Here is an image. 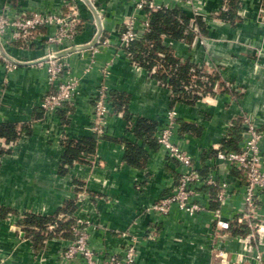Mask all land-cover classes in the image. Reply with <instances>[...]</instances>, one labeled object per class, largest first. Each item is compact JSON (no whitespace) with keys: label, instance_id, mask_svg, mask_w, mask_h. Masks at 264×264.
I'll return each mask as SVG.
<instances>
[{"label":"crops","instance_id":"1","mask_svg":"<svg viewBox=\"0 0 264 264\" xmlns=\"http://www.w3.org/2000/svg\"><path fill=\"white\" fill-rule=\"evenodd\" d=\"M229 1L204 0L205 31L191 41L163 37L176 57L219 76L211 92L187 102L175 99L171 88L119 48L125 21L134 14L142 16L135 0H92L97 14L83 0H0V13L7 10L11 15L32 10L66 13L74 4L81 19L78 34L63 44L47 42L53 26L40 29L28 47L11 42L8 36L3 41L5 52L25 63L14 70L0 64V122L15 123L20 131L15 139L0 138V252L5 256L0 264H57L58 250L66 239L52 237L36 248L24 237L21 220L26 213L54 214L69 200L76 202L75 218L96 225L91 228L92 240L100 249L118 250L126 239L121 233L130 232L138 240L137 264H217L211 212L189 216L173 208L160 216L147 208L167 194L178 177L177 163L167 158L154 138L169 109L178 111L181 123L174 140L195 155L198 165L216 167L218 174L229 179L237 173L218 165L212 156L215 149L225 147L231 134L237 136L238 147L243 112L264 127V14L260 12L264 0H238L240 18L217 21L216 15ZM97 15L98 40L107 38L109 43L96 53L89 50L84 56L73 53L65 58L71 71L81 77L75 105L69 114L61 110L42 117L41 100L52 86L46 67L32 62L51 48L60 51L93 42L99 30ZM92 59L91 70L84 74ZM106 64L109 73L104 76ZM103 79L113 95L127 97L129 115L111 112L107 134L97 138L95 151L81 153L80 159L63 165L67 141L95 136L91 98ZM140 118L155 124L153 134L135 131ZM183 124L190 130L182 131ZM128 142L145 153L137 164L126 160ZM207 191L213 195L211 188ZM203 200L210 209L216 207L211 199ZM239 200L237 195L236 203L233 200L225 212ZM155 221L157 235L148 238ZM222 247L232 252L239 249L236 241ZM245 264L259 263L253 259Z\"/></svg>","mask_w":264,"mask_h":264},{"label":"built area","instance_id":"2","mask_svg":"<svg viewBox=\"0 0 264 264\" xmlns=\"http://www.w3.org/2000/svg\"><path fill=\"white\" fill-rule=\"evenodd\" d=\"M135 1L136 8L142 11V16L131 15L125 21L119 36V48L127 54L131 42L141 39L150 30L149 10L179 6L185 11H190L193 22L198 17L206 18L203 9L204 0ZM226 9L227 4L222 10ZM6 11L0 13V64L7 70H14L25 61L16 59L20 62L18 63L8 58L10 55L3 48L5 36H8L11 42L28 47L40 29L53 26L54 33L48 36L47 42L63 44L66 40L75 38L81 25L79 12L74 4H71L70 10L66 13L32 10L11 15ZM260 12L264 14L263 6ZM217 19L220 21L218 17ZM194 29L199 32L197 27L194 26ZM98 43L61 56H56L58 50L51 48L46 55L33 61L34 64L46 67L48 81L52 86L41 100L40 107L45 114L57 113L61 110H65L66 114L70 113L75 105L81 77L71 71L65 58L73 53L84 56L89 50L96 53L99 46L109 43V39L106 38ZM75 45L79 44L63 49ZM93 60L85 66L84 74L91 70ZM102 72L104 76L109 73V64L102 68ZM91 101L92 130L99 139L107 134L110 113L114 112L121 116L124 114L114 108L113 94L105 79L97 86ZM241 119L243 129L238 147L236 149L216 148L212 155L226 172L236 171L237 174L231 179L218 174L216 167L210 165L208 169H205L203 165H198L195 155L174 140L181 127L179 113L175 108L167 111L165 122L154 135L160 150L167 158L177 163L179 172L177 181L170 191L152 203L147 210L160 216L168 215L173 208L189 216L203 210L211 212L214 221L213 235L216 239L213 252L217 264H245L253 259L259 264L264 262V149L262 148L264 127L247 112H243ZM207 188H215V195L207 193ZM237 195H240L239 203L230 212H225V208L233 200L236 203ZM204 198L215 201L216 207L210 209L209 204L204 202ZM156 222H153L149 228L148 238L156 237L158 231ZM234 223L240 230H246V232L232 233L231 228ZM95 226L90 220L76 217L73 225L74 237L66 239L65 244L59 248L57 264H137L138 240L134 233H121L126 239L118 250H104L95 245L92 240L93 229L91 228ZM228 241H236L239 249L232 252L222 247ZM4 260L5 256L0 252V263Z\"/></svg>","mask_w":264,"mask_h":264},{"label":"trees","instance_id":"3","mask_svg":"<svg viewBox=\"0 0 264 264\" xmlns=\"http://www.w3.org/2000/svg\"><path fill=\"white\" fill-rule=\"evenodd\" d=\"M264 7V2H263ZM239 1L230 0L227 9L221 10L217 17L223 21L240 18L238 13ZM150 30L139 40L131 42L127 49L131 60L151 71L163 85L171 88L173 96L177 100L194 102L207 92H211L213 84L219 76L215 72L202 70V68L192 64L189 60L182 61L176 57L171 49L164 44L163 37L179 41H191L199 33L205 31V21L198 17L194 22L187 11L179 6L173 8H162L159 10H149ZM194 26L199 29L197 32ZM19 46H23L19 43ZM115 108L123 112L128 117L126 96L115 93L113 95ZM41 116L45 114L40 108ZM189 125H182V131H188ZM135 131L141 133L145 131L153 134L155 124L145 119H138L135 124ZM20 135L15 123L0 122V138L12 140ZM237 136L231 134L225 143V149H236ZM66 151L63 157L64 164H72L80 159V154L94 152L97 145V137H83L78 141H67ZM3 149L0 147V154ZM126 160L129 163L137 164L138 159L145 156L141 147L128 142ZM215 195L216 189H211ZM215 203V206L217 203ZM76 210L75 200H69L54 214H34L26 213L21 220L24 237L33 241L34 246L39 248L44 242L52 237L70 239L74 237L73 225L75 222L74 211ZM231 232L234 234L245 233L240 230L236 223L233 224Z\"/></svg>","mask_w":264,"mask_h":264},{"label":"water","instance_id":"4","mask_svg":"<svg viewBox=\"0 0 264 264\" xmlns=\"http://www.w3.org/2000/svg\"><path fill=\"white\" fill-rule=\"evenodd\" d=\"M83 1L86 4H88L91 7V9L96 13V9H95L93 3L91 2V0H83ZM97 23H98L99 30H98V33H97V38L93 42H89V43H86V44H79V45L71 46L70 48H67V49L60 50V51H58L56 53V56L66 55V54L71 53V52H73L75 50H79V49H83V48H88V47H91L93 45H96L98 43V41H99L98 40V37L100 36V33H101V22H100L99 15H97ZM8 58L11 59L12 61L18 62L16 59H14V58H12L10 56H8ZM18 63H20V62H18ZM21 64H24V63L21 62Z\"/></svg>","mask_w":264,"mask_h":264}]
</instances>
